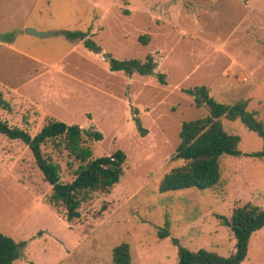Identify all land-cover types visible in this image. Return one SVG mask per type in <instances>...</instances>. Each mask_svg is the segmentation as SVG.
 <instances>
[{
	"label": "rangeland",
	"instance_id": "374dc122",
	"mask_svg": "<svg viewBox=\"0 0 264 264\" xmlns=\"http://www.w3.org/2000/svg\"><path fill=\"white\" fill-rule=\"evenodd\" d=\"M64 30L86 32L103 52L58 33ZM145 35L147 45L139 40ZM106 54H152L158 66L129 77L112 72ZM156 73L166 74L165 85ZM198 86L221 103L248 100L264 122V0H0V119L32 136L50 118L77 124L103 134L87 140L94 158L127 155L120 182L95 193L70 224L49 202L52 187L30 148L0 134V231L23 243L14 264H111L123 242L132 264H178L179 246L232 255L235 239L219 216L248 203L264 208V159L224 155L219 185L159 192L164 175L184 164L172 159L182 123L208 115L185 93ZM222 121L241 137L243 154L262 150V138L242 122ZM46 151L62 181H72L68 163L75 169L79 161ZM166 226L171 235L160 239ZM242 264H264V228Z\"/></svg>",
	"mask_w": 264,
	"mask_h": 264
},
{
	"label": "trees",
	"instance_id": "16d2710c",
	"mask_svg": "<svg viewBox=\"0 0 264 264\" xmlns=\"http://www.w3.org/2000/svg\"><path fill=\"white\" fill-rule=\"evenodd\" d=\"M127 3V0H122ZM73 42H82L84 47L96 54L103 52L102 47L86 32L64 30L61 32ZM149 35L140 37L144 45L149 43ZM112 72H123L132 77L135 74L147 76L155 74L158 63L152 54L144 60H118L106 54ZM161 84H166V74L156 73ZM185 93L194 98L197 108L206 107L208 115L185 121L179 133L180 143L176 148L173 160H181L183 165L172 168L166 173L159 184V192H173L188 188L205 190L217 186L221 182L220 159L224 155L239 157L241 155L264 159V122L259 120L254 112L248 110L249 101L239 100L234 104L221 103L210 96L206 86L186 89ZM135 111V122L141 136L148 131L143 128L140 118ZM240 121L250 131L257 133L263 140L260 151L243 154L239 145L241 137L229 134L222 119ZM0 134L12 140H20L26 144L35 159L38 169L46 182L52 187L49 202L68 223L72 224L81 218V207L89 202L95 193H109L120 182L124 174L127 155L118 150L115 153L94 158L93 149L87 145V140L98 142L103 134L96 130H83L79 125H69L63 121L50 118L42 129L32 136L28 131L10 126L0 119ZM57 155L67 152L79 166L74 169L68 163L69 171L73 174L70 182H63L62 168L47 147ZM223 225L228 226L235 239V252L224 257L216 252L200 249L191 251L179 246V241L173 243L179 246L178 264H242L248 258L251 238L254 233L264 228V208L251 203L237 206L230 218L219 216ZM171 235L168 226L160 230V239ZM18 244L13 238L0 231V264H14L20 257ZM111 264H132L131 247L121 243L113 248Z\"/></svg>",
	"mask_w": 264,
	"mask_h": 264
},
{
	"label": "water",
	"instance_id": "95a60500",
	"mask_svg": "<svg viewBox=\"0 0 264 264\" xmlns=\"http://www.w3.org/2000/svg\"><path fill=\"white\" fill-rule=\"evenodd\" d=\"M26 33L27 34H32V35H35V36H42V37H47V36H51V35L56 34V33L38 32V31L33 30V29H26Z\"/></svg>",
	"mask_w": 264,
	"mask_h": 264
},
{
	"label": "crops",
	"instance_id": "0c3cea01",
	"mask_svg": "<svg viewBox=\"0 0 264 264\" xmlns=\"http://www.w3.org/2000/svg\"><path fill=\"white\" fill-rule=\"evenodd\" d=\"M58 33H61V32H58ZM42 65H45V64H42ZM46 66V65H45ZM51 67L50 66H48V69H50Z\"/></svg>",
	"mask_w": 264,
	"mask_h": 264
}]
</instances>
